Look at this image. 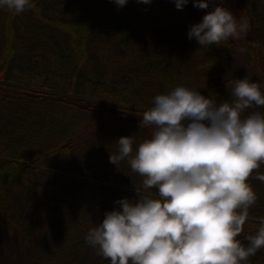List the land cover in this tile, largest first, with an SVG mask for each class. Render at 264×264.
<instances>
[{"label":"trees","instance_id":"1","mask_svg":"<svg viewBox=\"0 0 264 264\" xmlns=\"http://www.w3.org/2000/svg\"><path fill=\"white\" fill-rule=\"evenodd\" d=\"M34 3L17 15L0 9V264H110L85 237L115 201L146 191L127 159L110 162L116 141L133 135L135 153L153 133L140 127L144 112L177 86L231 101L240 53L264 89V0H234L247 34L208 48L188 32L221 0L207 9L193 0L182 9L174 0ZM257 172L264 164L248 178L257 200L237 237L244 245L264 221ZM243 264H264V248Z\"/></svg>","mask_w":264,"mask_h":264},{"label":"clouds","instance_id":"2","mask_svg":"<svg viewBox=\"0 0 264 264\" xmlns=\"http://www.w3.org/2000/svg\"><path fill=\"white\" fill-rule=\"evenodd\" d=\"M122 7L128 0H114ZM150 4L151 0H138ZM182 9L189 0H174ZM211 0H193L207 9ZM13 15L34 9V0H0ZM249 25L221 3L193 24L189 39L201 48L242 39ZM243 51V49H242ZM233 97L217 103L201 91L177 86L154 97L141 126L153 128L134 153L133 135L121 136L110 154L128 160L144 177L145 194L121 198L85 240L110 264H243L264 248V221L244 245L237 237L257 196L248 178L264 164V89L247 77L226 83ZM134 153V154H133ZM256 179L264 181V173ZM158 192L153 195L151 188ZM137 192V190H136Z\"/></svg>","mask_w":264,"mask_h":264},{"label":"rangeland","instance_id":"3","mask_svg":"<svg viewBox=\"0 0 264 264\" xmlns=\"http://www.w3.org/2000/svg\"><path fill=\"white\" fill-rule=\"evenodd\" d=\"M234 0H222L223 5L227 7L231 12L234 10ZM230 73L238 79H242L244 77H247L250 81H253L254 78H259V73L255 68L249 69L246 64L243 56L241 53L235 58V61H233L232 69ZM260 106H255L249 108V114L253 112H258Z\"/></svg>","mask_w":264,"mask_h":264}]
</instances>
